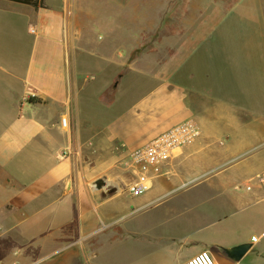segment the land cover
<instances>
[{"label": "crops", "instance_id": "1", "mask_svg": "<svg viewBox=\"0 0 264 264\" xmlns=\"http://www.w3.org/2000/svg\"><path fill=\"white\" fill-rule=\"evenodd\" d=\"M129 4L108 2L120 9ZM95 5L43 0L34 8L0 0V195H8L17 216L22 210L37 218L7 226L15 230L8 262L108 261L113 222L122 219L121 238L128 237L147 221L130 222L134 212L184 187L199 199L224 200L217 207L220 230L172 228L168 235L156 234L163 251L184 249L177 264L201 251L217 264H264V194L254 181L264 175V0H159L151 16L131 18L133 26L128 17L115 15L119 11L111 12V46L99 38L95 43L89 32L101 24L92 14ZM173 6L184 7L178 20L166 18ZM167 21L180 26L160 36ZM146 32L154 34L151 51L140 49ZM132 53L137 58L129 62ZM108 55L121 57H112V66L137 73L132 89L145 84L141 98L104 122L85 110L91 92L85 100L82 94L90 88V75L108 72ZM92 56L97 66L87 70ZM148 56L165 58L143 64ZM182 121L192 122L199 136L179 149L172 175L155 179L141 196L126 195L114 145L125 153ZM63 152L68 154L61 157ZM259 205L254 226L239 230L229 223ZM243 243L251 246L240 261L222 254V248Z\"/></svg>", "mask_w": 264, "mask_h": 264}, {"label": "rangeland", "instance_id": "2", "mask_svg": "<svg viewBox=\"0 0 264 264\" xmlns=\"http://www.w3.org/2000/svg\"><path fill=\"white\" fill-rule=\"evenodd\" d=\"M121 1V0H117ZM125 2L126 0H122ZM159 0H128L129 8H116L108 5L109 0H92L96 5L91 6L92 14L97 16L95 18L100 19L97 26L90 29L91 37L95 39L97 43L98 38L102 39L101 43L107 42L111 46V41H108V18H111L109 13H117L118 17L124 16L128 17L133 26L131 18H138L142 15L143 17L151 16L154 12V2L157 4ZM174 3L177 1H192V0H171ZM196 1V0H193ZM233 1V0H226ZM138 5L139 9H135L134 6ZM184 7L173 6L168 9L166 13V18L181 16L184 12ZM94 18V19H95ZM137 20V19H136ZM179 24H169L167 21L164 25V29L161 32L163 34H168L169 31L177 29ZM106 30V31H105ZM158 35V34H157ZM155 35V37H157ZM141 50L151 51L153 44V33L142 34ZM99 43V42H98ZM134 51H137L136 49ZM115 59H120V56H112ZM108 55V72L96 71L90 75V88L84 91L82 94L85 98L86 94H90L91 98L84 102L85 110L93 117L98 118L101 121L108 122L115 118L118 114L126 111L132 104H134L139 98H141L140 91L144 90L143 87L145 83H139L136 86L131 87L136 84L137 78L136 72H127L121 70L119 66H112V58ZM96 57L92 56L87 59V63L84 64L87 70H94L97 66V61L94 59ZM129 62L136 60L137 55L132 53L128 57ZM126 58V59H127ZM159 58L163 60L165 57H146V65H149V61ZM117 67V69H113ZM94 68V69H93ZM127 75L126 79L122 81L118 78V75ZM145 76H150V72H143ZM93 81H92V80ZM148 83H146L147 85ZM98 93V95H97ZM97 96V100H96ZM116 99V101H115ZM115 101V103H114ZM114 103V105H113ZM113 105V106H112ZM112 106L110 109L108 107ZM113 152L120 155L117 163H115V170L119 174H123L125 177V182L129 180L127 174H125L118 166L121 157L124 155L123 148L114 145ZM124 182L121 183L120 188H123ZM184 188V187H183ZM180 188L167 196L160 199L161 202L157 206H150L143 211H137L133 213L130 217V222L136 219H147L146 225L134 229L133 233L127 237L121 238L122 234L120 232L122 219L112 223V226L108 229V261H101L100 257H95L92 259L91 264H177L176 261L181 257L180 248H170L163 251L160 244L156 243V234H167L172 228H178L180 232H184L186 229L194 230L197 227H203L210 234L218 233L219 225L217 207L222 204L224 200L220 198L203 199L196 198L194 195H188L189 188ZM117 189H114V191ZM113 189H110V193ZM256 206L252 210L245 212L244 214L232 216L229 219V223L237 226V229H244L248 226H254L256 224L253 211L256 210ZM22 210L16 214L13 208V204L10 202L8 195H0V264H17L15 262L9 263L6 253L7 247H11L10 234L15 233L13 231L8 232L7 226L11 223H19L21 225L31 224L32 221L37 218H31V216L24 215ZM40 222V221H39ZM124 223V222H123ZM136 223V222H135ZM247 229V228H245ZM123 239V240H122ZM133 242L132 245H122L121 242ZM154 242L156 243L154 245Z\"/></svg>", "mask_w": 264, "mask_h": 264}, {"label": "built area", "instance_id": "3", "mask_svg": "<svg viewBox=\"0 0 264 264\" xmlns=\"http://www.w3.org/2000/svg\"><path fill=\"white\" fill-rule=\"evenodd\" d=\"M66 123L67 119L62 118L61 125L65 126ZM198 136L199 130L192 122L182 121L162 131L147 143L126 151L118 163L119 168L129 178L124 183V193L131 197L141 196L151 188L155 179L171 176V162L179 149L195 141ZM67 154L68 152H63L61 157ZM254 181L262 186L264 194V175L256 176ZM250 189V185L245 187L246 191ZM251 240L255 241V237H251ZM180 264L217 263L208 251H201Z\"/></svg>", "mask_w": 264, "mask_h": 264}, {"label": "water", "instance_id": "4", "mask_svg": "<svg viewBox=\"0 0 264 264\" xmlns=\"http://www.w3.org/2000/svg\"><path fill=\"white\" fill-rule=\"evenodd\" d=\"M96 184H98V182ZM250 246V243H243L233 247L222 248V254L231 261L238 262L246 254Z\"/></svg>", "mask_w": 264, "mask_h": 264}, {"label": "trees", "instance_id": "5", "mask_svg": "<svg viewBox=\"0 0 264 264\" xmlns=\"http://www.w3.org/2000/svg\"><path fill=\"white\" fill-rule=\"evenodd\" d=\"M10 1L31 5L34 8L43 6V0H10Z\"/></svg>", "mask_w": 264, "mask_h": 264}]
</instances>
